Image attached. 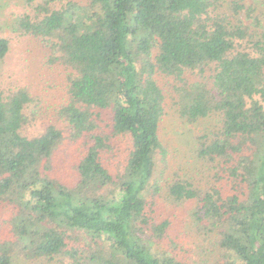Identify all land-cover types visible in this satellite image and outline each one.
<instances>
[{"label":"trees","instance_id":"1","mask_svg":"<svg viewBox=\"0 0 264 264\" xmlns=\"http://www.w3.org/2000/svg\"><path fill=\"white\" fill-rule=\"evenodd\" d=\"M246 1L25 0L15 31L50 49L67 101L45 110L28 88L0 87V264H264V33L251 26L264 13ZM9 49L0 37V62ZM157 75L176 81L185 123L217 121L182 177L166 176ZM62 146L77 153L70 184ZM164 200L192 205L195 234L179 238Z\"/></svg>","mask_w":264,"mask_h":264},{"label":"rangeland","instance_id":"2","mask_svg":"<svg viewBox=\"0 0 264 264\" xmlns=\"http://www.w3.org/2000/svg\"><path fill=\"white\" fill-rule=\"evenodd\" d=\"M75 1L85 3V0ZM246 3L248 5L256 4L259 9L258 13H264V0H247ZM25 8V0H0V37L7 38L10 42L8 55L0 62V87L6 92L26 87L34 97L39 98L43 109H53L67 101V72L60 64L51 65L49 63L51 51L45 46V43L31 36H20L16 33V21L25 11ZM29 12L32 14L33 9H30ZM242 16L245 19V15ZM261 18L260 25L256 22L252 24V19H245V22L247 25L252 24L251 26L260 33H264V15L261 14ZM156 79L159 86L167 94L166 115L160 128L163 143L169 146V166L166 167V176L172 178L178 174L179 177H182L186 171H194L200 167L195 156L197 139L204 132L206 133L208 128H213L217 121L202 120L197 124L185 123L177 113V107L173 101L176 81L165 75H157ZM109 113L107 111L102 115V125L107 131H109L111 123ZM43 117V120H37L35 126L30 129V135H39L51 121L50 117L45 115ZM107 134L110 133L107 132ZM115 142L118 149V152L115 151L118 155L117 158L123 159L127 155L128 144L125 140ZM60 153L58 160L55 161L58 166L57 174L70 184L73 177V165L77 162L76 149L62 146ZM117 158L113 161L115 165L118 164ZM193 174L196 176L195 172ZM164 201L162 212L165 217L176 215L175 230L179 238H185L184 231L186 230L195 234V223H193L190 213L192 205H188L187 208L181 207L176 212L167 200ZM9 216H11L10 210L0 211V219L9 218ZM40 229H44V225H41ZM191 241H195L194 235ZM19 264L41 263L29 259H20ZM54 264H60V261L58 260Z\"/></svg>","mask_w":264,"mask_h":264}]
</instances>
